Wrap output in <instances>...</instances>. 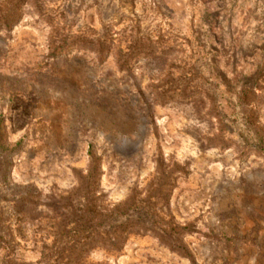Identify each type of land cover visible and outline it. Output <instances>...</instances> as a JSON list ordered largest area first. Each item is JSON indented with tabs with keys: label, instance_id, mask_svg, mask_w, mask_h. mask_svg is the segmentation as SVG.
Listing matches in <instances>:
<instances>
[{
	"label": "rangeland",
	"instance_id": "obj_1",
	"mask_svg": "<svg viewBox=\"0 0 264 264\" xmlns=\"http://www.w3.org/2000/svg\"><path fill=\"white\" fill-rule=\"evenodd\" d=\"M16 3L0 211L24 218V259L97 203L94 226L136 225L120 252L82 240L72 264H264V0H0V17Z\"/></svg>",
	"mask_w": 264,
	"mask_h": 264
},
{
	"label": "trees",
	"instance_id": "obj_2",
	"mask_svg": "<svg viewBox=\"0 0 264 264\" xmlns=\"http://www.w3.org/2000/svg\"><path fill=\"white\" fill-rule=\"evenodd\" d=\"M21 6L22 3L13 4L11 9H9L4 16L0 17V30L10 31L12 27L19 22L20 17L18 12ZM129 49H131V47ZM143 50L144 48L140 47V52ZM127 65L128 61L126 59V61L122 63L121 68L124 69ZM253 88V85H246L243 87L237 98L240 106L247 107L249 105L248 99L249 96L253 94ZM2 132L3 130L0 122V135H2ZM260 144L262 145L261 150H264V141L262 140ZM1 146L0 143V147ZM89 155L91 156L92 165L87 175V179L90 181V184H92V188L89 187L87 191H89L90 194L94 193V188L96 185L98 186L101 173L98 158L92 151H90ZM85 200L88 201L89 199ZM139 209V207H134L133 203H131L127 204L122 212L118 210L115 215L118 219L127 218L130 216V213L132 214ZM96 210L97 203L94 205H92V203L85 205L84 210H80V205L76 210L72 209V212L70 213L71 219L61 224V227L55 231V239L51 246L46 242L42 243V246L39 248L40 256L37 260V264H50L51 262L56 264H72L73 260L80 259V242L82 240H85L84 247L86 248L88 247V241L95 239L98 244L105 245L106 243H109L111 250L120 252L128 235L131 233L130 231L132 227L136 224L128 221L126 224L118 227L111 226L113 229L108 231L104 228L107 224L106 219L99 225H93L96 221L92 218V215H94ZM24 222V218L17 217L14 223L16 229L13 230V221H11L10 218L4 217L0 211V264H31V262L24 259L25 255L24 252H22V249H24L21 246L22 243H27L26 229L23 227ZM70 225H74V227L69 229ZM34 235L36 237V234ZM178 240L179 239H176V242ZM33 242L34 246L31 251L36 252L38 250L37 241L34 240ZM183 252L187 257L190 256L185 249Z\"/></svg>",
	"mask_w": 264,
	"mask_h": 264
}]
</instances>
